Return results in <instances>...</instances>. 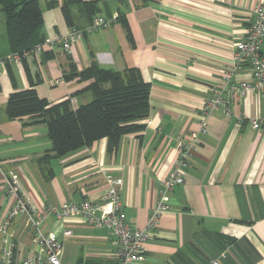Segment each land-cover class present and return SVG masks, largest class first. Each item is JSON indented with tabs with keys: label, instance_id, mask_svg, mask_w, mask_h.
<instances>
[{
	"label": "crops",
	"instance_id": "obj_1",
	"mask_svg": "<svg viewBox=\"0 0 264 264\" xmlns=\"http://www.w3.org/2000/svg\"><path fill=\"white\" fill-rule=\"evenodd\" d=\"M37 1L43 40L84 30L95 15L115 19L84 32L70 52L44 49L0 66V222L12 203L1 171L18 177L25 200L38 210L66 201L100 202L107 172L123 178L127 222L144 228L163 179L194 133L184 181L168 192V209L147 232L144 264H264V127L252 129L247 122L264 111V95L247 92L228 101V115L222 107L202 112L216 89L228 90L248 74L233 68L234 46L252 8L264 0ZM261 51L264 56V38ZM94 61L117 71L135 67L149 83L144 129L122 135L112 150L103 137L43 159L50 148L46 124L7 118L9 94L33 86L49 104L69 100L74 109L92 96L69 74ZM40 227L61 237L62 264H117L108 228L53 215ZM66 228L72 233L62 238ZM8 231L15 257L37 249L23 216L14 217Z\"/></svg>",
	"mask_w": 264,
	"mask_h": 264
},
{
	"label": "built area",
	"instance_id": "obj_2",
	"mask_svg": "<svg viewBox=\"0 0 264 264\" xmlns=\"http://www.w3.org/2000/svg\"><path fill=\"white\" fill-rule=\"evenodd\" d=\"M115 19L104 18L95 15L90 19L88 26L82 29L71 28L64 35L54 38H46L33 48L21 53L9 52L0 56V66L5 62L20 61L27 55L40 56L44 49L53 50L61 48L66 52L84 32H94L109 26ZM264 38V3H260L251 10V16L245 33L238 37L233 52V68H247L248 74L228 90H215L202 107L203 114H207L215 107H222L223 112H230L228 101L238 99L247 92H260L264 95V56L262 55V43ZM247 122L252 129L264 127V111L260 115L247 117ZM203 120L201 127H206ZM195 134L184 145L180 156L174 161L167 176L162 181L157 201L152 208L146 226L136 228L131 226L123 210V202L120 197L123 178L112 176L103 172L106 178V188L100 202L83 199L79 203L62 202L59 206H47L40 210L33 208L25 200L18 177L9 172L1 171L5 181V191L12 198L6 216L0 222V264H62L60 252L63 241L55 231H43L40 224L50 215L58 219L70 216H79L84 221L95 227H105L112 230L116 240L117 264H144L146 260L145 242L148 230L157 224L160 215L168 209V192L176 185L184 181L182 167L188 164L189 157L195 150ZM23 216L28 224L32 241L37 249L24 257H15L12 252V243L8 239L9 226L16 216ZM62 238L68 237L72 232L63 229ZM217 264V261H212Z\"/></svg>",
	"mask_w": 264,
	"mask_h": 264
},
{
	"label": "trees",
	"instance_id": "obj_3",
	"mask_svg": "<svg viewBox=\"0 0 264 264\" xmlns=\"http://www.w3.org/2000/svg\"><path fill=\"white\" fill-rule=\"evenodd\" d=\"M41 25L37 0H0V56L21 53L42 42ZM70 75L83 81L81 91H89L92 96L74 109L69 100L49 104L37 96L33 86L8 96L7 118L30 117L46 124L50 148L43 159L88 147L103 137L112 150L122 135L144 129L149 112V83L137 68L117 71L94 61Z\"/></svg>",
	"mask_w": 264,
	"mask_h": 264
}]
</instances>
